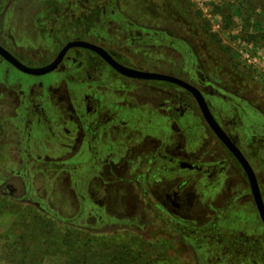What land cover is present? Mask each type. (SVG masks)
<instances>
[{
  "label": "flooded vegetation",
  "instance_id": "af4514ba",
  "mask_svg": "<svg viewBox=\"0 0 264 264\" xmlns=\"http://www.w3.org/2000/svg\"><path fill=\"white\" fill-rule=\"evenodd\" d=\"M26 2L31 7V14L23 15L26 29L17 28L14 15ZM162 24L166 27L146 26V0H0V46L28 68L45 67L68 44L83 42L124 68L194 87L249 163L264 207L262 94L222 83L229 75L219 69H198L189 39L172 37L177 30ZM162 45L178 52L177 67L171 55L159 59L174 69L156 68L158 60L146 54V48ZM10 66L27 76L50 77L21 79L9 73ZM56 87L62 88L58 94ZM0 119L5 127L0 150L5 159H18L13 176L22 183L21 202L38 206L50 198L32 187L40 175L45 185L58 182L69 201L77 200L74 219L91 215L102 221L105 211L97 207L111 200L108 191L136 190L166 231L179 233L181 250L191 254L193 264H264V223L247 176L183 86L127 76L83 46L69 47L56 67L41 75L22 72L0 56ZM152 122L146 133L143 125ZM38 141L60 151L41 156L46 148H36ZM41 158L67 166L70 176L39 165ZM246 206L254 208L260 233L245 223Z\"/></svg>",
  "mask_w": 264,
  "mask_h": 264
},
{
  "label": "rangeland",
  "instance_id": "374dc122",
  "mask_svg": "<svg viewBox=\"0 0 264 264\" xmlns=\"http://www.w3.org/2000/svg\"><path fill=\"white\" fill-rule=\"evenodd\" d=\"M28 4L22 3L17 8L18 12L13 20L17 28L27 26L23 15L31 14ZM162 23H169L175 31H180L179 34L177 31L171 34L172 37L189 39L188 47L198 55V69L214 68L225 72L229 76L222 83L231 87L244 84L252 93L262 94L264 108V0H146V26L165 28L166 25ZM165 53L172 56L177 67L180 61L176 60L178 52L175 49H167L163 45L146 48V54H151L158 62ZM165 65L159 62L156 68L163 69ZM166 68L174 69L173 66ZM246 70L250 73H246ZM9 73L29 81L36 78L19 73L12 67ZM67 75L69 73L65 71V77ZM49 77L47 75L36 79L46 81ZM61 89L56 87L54 92L58 94ZM36 120L40 118L37 117ZM39 125L44 127L43 124ZM152 126L153 122L143 125L146 133H151ZM0 128H5L1 119ZM160 128L161 133H167L162 123ZM43 131L45 129L39 133L42 134ZM6 139L9 140L10 137ZM41 142L35 143L36 148H46L41 156L53 150L60 151L57 147H46L45 142ZM6 155L5 150H0V264H64L59 257L53 258L50 254H46L41 261L32 258L33 253L41 246L36 239L27 240L28 254L25 259L19 257L11 260L6 255L7 245L27 231V223L32 222L35 226L38 219L50 224L51 231L46 237L51 239L70 231L78 234L85 242L89 239L94 244L100 243L101 247L108 248L115 254H120L123 247L129 253L153 247V257L158 253H163L166 257L154 264H193L191 254L181 250L183 243L179 233L166 231L163 223L143 202L138 191L130 190L128 194L124 189L108 191L111 200L105 206L97 207L105 211L102 221H94L91 215L74 219L79 210L77 200L73 198L69 201L71 196L58 182L54 186L45 185L40 175L33 180L32 187L39 188L40 196L47 194L50 198L41 200L38 206L21 202L19 198L23 196L22 183L13 176L18 159L14 156L5 159ZM36 162L53 168V172L71 174L67 166H60L62 163L44 158L36 159ZM51 194H54V198ZM74 195L78 196L77 193ZM101 211L97 212L103 213ZM243 218L246 219L245 223L260 233V223L254 208L246 206Z\"/></svg>",
  "mask_w": 264,
  "mask_h": 264
},
{
  "label": "trees",
  "instance_id": "16d2710c",
  "mask_svg": "<svg viewBox=\"0 0 264 264\" xmlns=\"http://www.w3.org/2000/svg\"><path fill=\"white\" fill-rule=\"evenodd\" d=\"M38 220L35 226L32 222L27 223V231L7 245L8 258L25 259L28 254L26 242L30 239H36L41 245L32 255L37 261H41L46 254L53 258L59 257L64 264H154L166 258L163 253L153 257V247L140 248L135 253H129L128 249L123 247L120 254H115L108 248L101 247L100 243L94 244L89 239L85 242L78 234H72L70 231L59 238L54 236L51 239L46 237L51 231L50 224L43 219Z\"/></svg>",
  "mask_w": 264,
  "mask_h": 264
},
{
  "label": "water",
  "instance_id": "95a60500",
  "mask_svg": "<svg viewBox=\"0 0 264 264\" xmlns=\"http://www.w3.org/2000/svg\"><path fill=\"white\" fill-rule=\"evenodd\" d=\"M72 46H83L86 48H89L95 52H97L98 54H100L107 62H109L116 70H118L119 72H121L122 74H125L127 76L130 77H135V78H141V79H146V80H163V81H169L172 83H176L179 84L181 86H183L184 88H186L188 91H190L195 98L197 99L200 109L207 121V123L209 124V126L213 129V131L219 136V138L222 140V142L229 148V150L232 152V154L234 155V157L236 158V160L238 161V163L240 164V166L242 167L244 173L247 176V179L251 185V189L254 195V199H255V204L257 206V210L259 213L260 218L262 219L263 223H264V207L262 205L258 190H257V182L254 176V173L249 165V163L247 162V160L244 158V156L232 145V143H230V141L226 138L224 132L220 129V127L217 125V123L214 121V119L212 118V116L210 115L206 104L204 102V100L202 99L201 95L199 94V92L192 86L186 84L185 82L168 76V75H163V74H159V73H150V72H139V71H135V70H131V69H127L124 68L118 64H116L108 55L105 51H103L102 49L87 44V43H83V42H73L68 44L66 47H64V49L59 53V55L57 56V58L51 62L49 65L42 67V68H28L24 65H22L20 62H18L12 55H10L5 49H3L0 46V56L3 57L6 61H8L10 64H12L15 68H17L18 70L25 72L27 74H32V75H41L44 73H47L51 70H53L56 65L58 64V62L60 61V59L62 58L63 54L65 53V51Z\"/></svg>",
  "mask_w": 264,
  "mask_h": 264
}]
</instances>
